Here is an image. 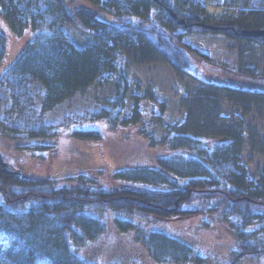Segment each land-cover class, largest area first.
Wrapping results in <instances>:
<instances>
[{
    "label": "trees",
    "instance_id": "16d2710c",
    "mask_svg": "<svg viewBox=\"0 0 264 264\" xmlns=\"http://www.w3.org/2000/svg\"><path fill=\"white\" fill-rule=\"evenodd\" d=\"M17 2L33 34L29 47L3 68L8 37L4 27L8 26L0 7V126L13 134L38 138L31 146L36 151L55 149L61 127L103 120L111 129L119 128L128 79L121 57L103 50L110 41L143 45L176 71L188 72L200 63L215 77L222 72L264 77L249 68L216 63L184 40L185 33L195 32L264 45V0H220L215 7L223 11L218 15L207 13L202 0H118L97 6L98 12L85 6L71 8L65 0ZM101 12L110 20L99 19ZM67 24L87 31L93 44L77 49ZM242 30L263 33L243 36ZM112 82L111 99L98 105L87 100L90 86L106 87ZM79 97H83L81 103L76 100ZM154 123H135L132 129L152 148L157 144L145 130ZM156 123L167 131L166 152H157L152 166L116 170L108 187L85 174L73 177L74 182L69 177L70 182L60 186L45 185L47 179L13 169L0 158V238L5 241L1 260L5 264H92L78 256L77 250L106 233L101 213L107 209L114 213L117 227L132 230L134 241L157 264H203L205 260L185 241L138 224L141 216L172 218L212 212L216 221L226 222L236 240L224 264L264 256V193L247 188L242 166L221 152L235 136L205 140ZM71 134L100 147L97 130L76 128ZM210 142L213 147L207 146ZM259 173L264 183V166ZM195 200L191 208L182 207Z\"/></svg>",
    "mask_w": 264,
    "mask_h": 264
},
{
    "label": "rangeland",
    "instance_id": "374dc122",
    "mask_svg": "<svg viewBox=\"0 0 264 264\" xmlns=\"http://www.w3.org/2000/svg\"><path fill=\"white\" fill-rule=\"evenodd\" d=\"M65 1L71 8L85 6L96 10L97 6L102 7L118 0ZM202 1L207 5V13L218 15L223 11V8L215 7L220 0ZM0 7L4 12L10 39L9 54L3 65L5 68L20 51L29 47L33 31L17 0H0ZM97 16L102 20H110L103 12ZM67 31L77 49H87L93 44L87 31L70 24H67ZM184 40L216 63L228 68H249L256 74L264 75V45L227 39L221 34L195 32L185 33ZM103 50L121 57L128 79L119 128L111 129L103 120L70 128L61 127L57 129L55 149L36 151L31 146L40 141L38 138L13 134L0 126V158L5 164L35 174L39 179H47L44 182L49 186H60L68 183L69 177L85 174L100 186L108 187L111 174L116 170L152 166L156 153L166 152L168 134L156 123L160 121L170 124L175 132L198 135L205 140L229 134L235 136V141L223 146L221 152L234 157L242 166L247 188L264 193V183L260 181L259 173L264 166V77L250 79L230 72H222L215 77L206 73L200 63L188 72L176 71L158 54L134 42L125 41L117 45L110 41ZM211 83L231 86V90L220 89ZM113 92L114 82L106 87L90 86L86 98L98 105L111 99ZM82 99L79 97L76 100L81 103ZM150 121L155 123L145 132L157 144L154 148L136 133L137 129L135 132L132 130L135 123L143 125ZM76 128L99 131L101 149L98 144L77 140L71 134ZM207 146L213 147L211 142ZM70 180L74 182L75 178ZM121 183L143 187L129 181ZM196 201L184 203L182 207L191 208ZM113 216L111 209L101 213L106 233L98 240L78 248V256L92 264H157L146 249L134 241L132 230L121 231ZM205 222H209L208 227ZM222 222L216 221L212 212L208 211L206 214L172 218L141 216L137 219V223L143 227L165 232L191 245L204 257L203 264L227 263L229 251L235 247L234 233L226 226V222ZM4 242L0 238V255ZM0 264H5L1 257ZM186 264L196 263L189 261ZM238 264H264V256H248Z\"/></svg>",
    "mask_w": 264,
    "mask_h": 264
},
{
    "label": "water",
    "instance_id": "95a60500",
    "mask_svg": "<svg viewBox=\"0 0 264 264\" xmlns=\"http://www.w3.org/2000/svg\"><path fill=\"white\" fill-rule=\"evenodd\" d=\"M172 14V16H174V14L173 13H171ZM261 33H263V31H256V30H242L241 32H240V34L241 35H243V36H256V35H258V34H261ZM10 40H9V38H8V40H7V48L9 49V42Z\"/></svg>",
    "mask_w": 264,
    "mask_h": 264
},
{
    "label": "bare ground",
    "instance_id": "6f19581e",
    "mask_svg": "<svg viewBox=\"0 0 264 264\" xmlns=\"http://www.w3.org/2000/svg\"><path fill=\"white\" fill-rule=\"evenodd\" d=\"M9 46H10V43H9Z\"/></svg>",
    "mask_w": 264,
    "mask_h": 264
}]
</instances>
